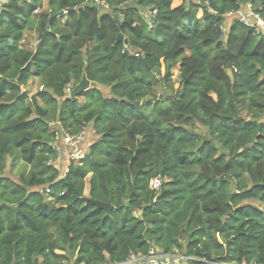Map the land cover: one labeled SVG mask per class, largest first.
<instances>
[{"label":"trees","instance_id":"16d2710c","mask_svg":"<svg viewBox=\"0 0 264 264\" xmlns=\"http://www.w3.org/2000/svg\"><path fill=\"white\" fill-rule=\"evenodd\" d=\"M246 1L264 19V0L1 5L0 264H119L153 245L264 264V36L237 18L223 29ZM84 78L93 87L71 98ZM52 126L98 137L63 175ZM9 161L29 171L15 181Z\"/></svg>","mask_w":264,"mask_h":264},{"label":"built area","instance_id":"2783aa9c","mask_svg":"<svg viewBox=\"0 0 264 264\" xmlns=\"http://www.w3.org/2000/svg\"><path fill=\"white\" fill-rule=\"evenodd\" d=\"M97 2V0H90ZM99 3V2H97ZM156 13V11L154 12ZM227 17H235L239 19L244 25L252 28L257 35L264 36V19L259 12L253 7L252 3L246 1L242 7L235 12H230L226 15ZM85 129L78 136H74L68 133H63L62 131L56 132L57 142H62V144L70 149V162L78 161L83 158L86 154L84 152L81 144L84 141L83 134ZM95 133V131H94ZM89 146V145H88ZM58 151L59 158L63 153V148H61L57 143L54 145ZM65 147V148H66ZM155 186L153 189H159L160 181L154 180ZM152 182V183H153ZM107 264H112L108 262ZM119 264H196L194 259L188 256H179L174 254L164 253L158 246L153 245L150 252L147 255H131L127 261ZM207 264H218L215 262H207Z\"/></svg>","mask_w":264,"mask_h":264},{"label":"rangeland","instance_id":"374dc122","mask_svg":"<svg viewBox=\"0 0 264 264\" xmlns=\"http://www.w3.org/2000/svg\"><path fill=\"white\" fill-rule=\"evenodd\" d=\"M99 5L100 9L102 12H106V11H110L109 8L107 6H102L100 4H97ZM47 9V3L45 4V10ZM148 17H147V20L149 22H151V19H152V16L151 14H147ZM202 15V12L200 11L199 12V16ZM235 19V17H226L225 18V24L223 26V29H224V32L227 33L228 30H229V27L231 26L233 20ZM33 33L32 32H29L26 39H25V43H24V48L26 49H29V50H34L36 45L34 46V43L36 42V36L32 35ZM171 75H172V80L175 84V87L177 88L180 84V65H175L171 68ZM78 86V85H77ZM75 86L72 90L71 89H68L67 91V94H69L71 96L72 92L74 91V89L77 87ZM90 87H93V84L90 85ZM39 89V84L38 83H34L32 84L30 87H29V94L30 96H33ZM99 89L103 92L104 95L108 96L109 95V89L106 88V87H99ZM165 95V88H163L162 86H159L156 91H155V94L153 95V97H159V96H163ZM83 102V101H82ZM53 128V131L57 132L59 131L57 126H52ZM197 132L199 133H202V134H205L207 131L206 129L199 125L196 129ZM83 138H84V141L83 143L81 144L84 152H87L88 150V145L90 146V144L95 141L98 137L97 135L94 133V131L92 130V127L91 126H88L86 129H85V133L83 134ZM59 146L61 148H63V153L62 155H60V158L58 159V161L56 162L55 166L59 168L60 172L63 174H65V172L67 171V168L70 164V149L69 147H66L62 144V142H59L58 143ZM66 147V148H65ZM29 171V166H25L24 164L22 163H18L16 164L15 166H11V162L9 161L8 162V167L5 171V174L7 176H9L10 178L14 179L15 181H18L19 180V177L20 175H22L23 173H27ZM152 187L155 186V183L153 182L151 184ZM88 193V189H86V194ZM60 254H66V252H59ZM176 255H179V256H186L184 254V252H176L175 253Z\"/></svg>","mask_w":264,"mask_h":264},{"label":"water","instance_id":"95a60500","mask_svg":"<svg viewBox=\"0 0 264 264\" xmlns=\"http://www.w3.org/2000/svg\"><path fill=\"white\" fill-rule=\"evenodd\" d=\"M61 14H64V12H60L59 14L52 13L50 20L53 19L54 17L58 16V15H61ZM120 38H122V35H120ZM90 85H92V83L89 82L86 78H84V79L80 82V84H78V86L74 89V91L72 92V94H71L70 97L73 98V99H77V96H78L81 92H83V91L87 90L88 88H90ZM168 94H169L170 96L173 95V93H172L171 91H169ZM92 203H93L96 207H98V208H100V209H104V210H106L107 212H111V211H112V206H111V204H109V203H103V202H99V201H92Z\"/></svg>","mask_w":264,"mask_h":264},{"label":"crops","instance_id":"0c3cea01","mask_svg":"<svg viewBox=\"0 0 264 264\" xmlns=\"http://www.w3.org/2000/svg\"><path fill=\"white\" fill-rule=\"evenodd\" d=\"M7 0H0V7H1V5L4 3V2H6ZM45 4H46V1H45ZM97 4H100V5H102V6H106L104 3H97ZM108 7V6H107ZM29 32H32L33 34L32 35H34V36H36V42L34 43V46L37 44V33H36V31L35 30H32V31H28V32H26V35H25V39H26V37H27V35H28V33ZM25 39H24V41H23V47H24V43H25ZM34 83H38L39 84V81H38V79L37 78H34V79H32L31 81H30V84L28 85V89H29V87L32 85V84H34Z\"/></svg>","mask_w":264,"mask_h":264}]
</instances>
